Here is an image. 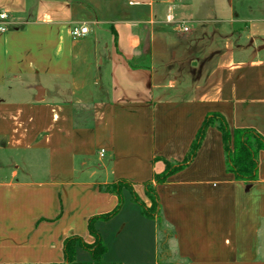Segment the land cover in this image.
<instances>
[{
    "label": "crops",
    "instance_id": "crops-1",
    "mask_svg": "<svg viewBox=\"0 0 264 264\" xmlns=\"http://www.w3.org/2000/svg\"><path fill=\"white\" fill-rule=\"evenodd\" d=\"M1 12L0 264H67L65 241L93 244L94 218L104 262L160 264L157 221L127 189L100 219L120 202L100 187L124 180L150 207L161 159L182 162L212 113L264 137V0H0ZM77 25L89 32L74 39ZM258 161L256 181H237L211 127L156 186L175 264H264Z\"/></svg>",
    "mask_w": 264,
    "mask_h": 264
},
{
    "label": "trees",
    "instance_id": "trees-1",
    "mask_svg": "<svg viewBox=\"0 0 264 264\" xmlns=\"http://www.w3.org/2000/svg\"><path fill=\"white\" fill-rule=\"evenodd\" d=\"M211 127L217 128L222 133L228 173H232L237 181L246 184L256 181L259 166L258 155L261 151H264V137L254 129H236L234 132H231L224 117L221 114L212 113L206 117L188 154L182 162L161 159L166 166L165 171L162 174H156L152 182L145 184L146 195L151 201L150 207L140 202L139 198L134 194L132 186L122 180L100 187L102 192L116 194L120 199L119 205L111 213L100 217V219L108 220L120 211L123 204L122 193L124 189H127L132 193L133 199L141 204L142 214L156 220L161 234L164 237L170 238L171 235L166 232L164 227L156 186L167 183L173 174L182 171L193 162L202 145L206 132ZM96 219L94 218L89 222V231L95 238L93 244H87L79 237H70L65 241L64 256L67 264H110L103 261L107 247L94 227ZM165 234L167 235L165 236ZM162 242L163 240L160 242V249ZM78 247H82L91 253L92 262L80 263L76 260V250Z\"/></svg>",
    "mask_w": 264,
    "mask_h": 264
},
{
    "label": "built area",
    "instance_id": "built-area-1",
    "mask_svg": "<svg viewBox=\"0 0 264 264\" xmlns=\"http://www.w3.org/2000/svg\"><path fill=\"white\" fill-rule=\"evenodd\" d=\"M9 20V15L7 13L1 12L0 13V33H6L7 32V27L5 26V23L8 22ZM182 30L183 32L187 33L189 31V28L182 24ZM89 32L88 27L84 25H77L73 26L71 28V35L74 39H79L84 36H86ZM101 155H104V151H101Z\"/></svg>",
    "mask_w": 264,
    "mask_h": 264
},
{
    "label": "rangeland",
    "instance_id": "rangeland-1",
    "mask_svg": "<svg viewBox=\"0 0 264 264\" xmlns=\"http://www.w3.org/2000/svg\"><path fill=\"white\" fill-rule=\"evenodd\" d=\"M167 234H165L166 236ZM162 247L160 253V264H175L173 258L172 249H171V238L164 237L162 234ZM170 242V243H169ZM165 244V245H164Z\"/></svg>",
    "mask_w": 264,
    "mask_h": 264
}]
</instances>
